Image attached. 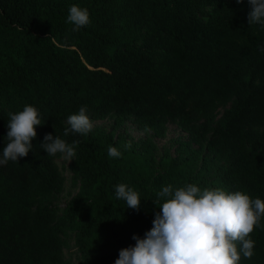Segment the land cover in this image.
Instances as JSON below:
<instances>
[{
    "label": "trees",
    "instance_id": "trees-1",
    "mask_svg": "<svg viewBox=\"0 0 264 264\" xmlns=\"http://www.w3.org/2000/svg\"><path fill=\"white\" fill-rule=\"evenodd\" d=\"M72 5L89 13L78 31ZM250 11L248 0H0V158L9 113L31 105L41 120L28 155L0 165V264H115L168 185L264 200V26ZM81 106L92 130L65 136ZM169 125L179 134L160 147ZM48 133L74 145L77 191L63 206L64 154L47 155ZM121 183L139 210L116 198ZM249 238L239 264H264V216Z\"/></svg>",
    "mask_w": 264,
    "mask_h": 264
},
{
    "label": "clouds",
    "instance_id": "clouds-1",
    "mask_svg": "<svg viewBox=\"0 0 264 264\" xmlns=\"http://www.w3.org/2000/svg\"><path fill=\"white\" fill-rule=\"evenodd\" d=\"M248 2L251 5L248 24L264 26V0ZM68 11L67 22L74 25L73 31L90 24L86 8L72 5ZM9 117L7 143L0 165L18 162L19 158L27 156L33 146L32 140L37 136L36 126L41 125L38 110L31 105H25L17 113H9ZM67 123L70 127L65 128V136L70 132L87 135L93 127L86 106L70 115ZM41 147L49 156L61 153L69 161L75 156L74 145L66 144L58 136L54 138L51 133L44 136ZM108 156L119 158L121 152L109 146ZM115 196L125 201L127 208L140 209L138 193L127 185H116ZM157 197L153 203L159 211L153 226L143 238L134 235L135 245L121 249L115 264H239L241 253L246 259L254 255L255 242L249 237L264 216V200H253L241 191L201 190L193 183L175 190L172 185L165 186Z\"/></svg>",
    "mask_w": 264,
    "mask_h": 264
},
{
    "label": "rangeland",
    "instance_id": "rangeland-1",
    "mask_svg": "<svg viewBox=\"0 0 264 264\" xmlns=\"http://www.w3.org/2000/svg\"><path fill=\"white\" fill-rule=\"evenodd\" d=\"M103 122L104 121H98L97 124ZM129 131L135 137H139L141 135L140 133L136 132L132 127H129ZM178 134H179L178 130L173 125H169L167 137L165 139H158L157 143L161 147L165 145L170 138L177 136ZM58 163L60 164L61 168H63L64 174L66 176L65 190L60 197V204L61 206H63L71 198V196L77 191V189L75 187H71L70 184V172L68 170V165L70 163L69 158L63 155L61 158L58 159ZM73 263L79 264L77 259H73Z\"/></svg>",
    "mask_w": 264,
    "mask_h": 264
}]
</instances>
